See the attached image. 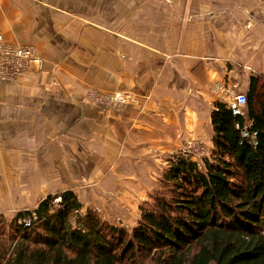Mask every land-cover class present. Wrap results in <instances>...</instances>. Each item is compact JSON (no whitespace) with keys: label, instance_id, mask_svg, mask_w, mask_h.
I'll return each mask as SVG.
<instances>
[{"label":"crops","instance_id":"obj_1","mask_svg":"<svg viewBox=\"0 0 264 264\" xmlns=\"http://www.w3.org/2000/svg\"><path fill=\"white\" fill-rule=\"evenodd\" d=\"M0 35L42 60L0 84L5 215L70 191L134 229L168 159L211 153L215 104L264 75L261 0H0ZM116 92L134 103L92 100Z\"/></svg>","mask_w":264,"mask_h":264},{"label":"trees","instance_id":"obj_2","mask_svg":"<svg viewBox=\"0 0 264 264\" xmlns=\"http://www.w3.org/2000/svg\"><path fill=\"white\" fill-rule=\"evenodd\" d=\"M246 96L243 116L215 104L201 167L184 151L168 159L134 229L62 192L10 222L0 211V264H264V75Z\"/></svg>","mask_w":264,"mask_h":264},{"label":"built area","instance_id":"obj_3","mask_svg":"<svg viewBox=\"0 0 264 264\" xmlns=\"http://www.w3.org/2000/svg\"><path fill=\"white\" fill-rule=\"evenodd\" d=\"M42 69V60L36 49L32 46H14L8 44L2 35H0V84H12L24 78L28 73L34 70ZM57 86L58 82H54ZM228 107L235 115L243 116L244 108L247 103V96L244 93L229 95ZM92 100L95 104L104 107L124 108L134 103L131 95L125 93H96ZM243 136L247 137L248 132L243 131ZM187 154H193L200 149L194 143H189L186 149ZM199 153V152H198ZM196 158V157H195ZM60 199L57 200L59 202ZM26 227H31L32 220H24Z\"/></svg>","mask_w":264,"mask_h":264},{"label":"rangeland","instance_id":"obj_4","mask_svg":"<svg viewBox=\"0 0 264 264\" xmlns=\"http://www.w3.org/2000/svg\"><path fill=\"white\" fill-rule=\"evenodd\" d=\"M261 4H264V0H261ZM237 94V93H236ZM187 150L185 149L184 150V152H186ZM199 152V153H198ZM198 152H196V153H191V154H188V155H190L193 159L196 157L197 158V161H198V163L200 162L201 163V165H202V162H201V160L203 161L204 160V157H207V158H209L210 157V152H208L207 154H203V151L200 149ZM88 211H90V209L89 210H87V212ZM91 211H93V210H91ZM83 212V214H85L86 212L85 211H82ZM93 212H95L98 216H99V213H98V211L96 210V211H93ZM5 215V214H4ZM16 215H17V213H8V214H6L5 215V217H6V219H7V221H12L13 220V218L14 217H16ZM100 218H101V215H100ZM28 219V218H27ZM102 220H104V219H102ZM108 222V221H107ZM115 224H116V222H115ZM126 229V228H125ZM127 231H131V229H126Z\"/></svg>","mask_w":264,"mask_h":264}]
</instances>
